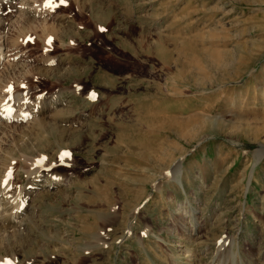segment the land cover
<instances>
[{"label": "rangeland", "instance_id": "1", "mask_svg": "<svg viewBox=\"0 0 264 264\" xmlns=\"http://www.w3.org/2000/svg\"><path fill=\"white\" fill-rule=\"evenodd\" d=\"M44 2L0 16V264H263L264 0Z\"/></svg>", "mask_w": 264, "mask_h": 264}, {"label": "bare ground", "instance_id": "2", "mask_svg": "<svg viewBox=\"0 0 264 264\" xmlns=\"http://www.w3.org/2000/svg\"><path fill=\"white\" fill-rule=\"evenodd\" d=\"M39 1L40 0H20V1H17V0H0V16H1V14H3L4 12H7V11H9L10 9H13V10H18V12L17 13H22V14H24V15H26V16H28V17H26V20L25 21H27V24H30L31 23V21L33 20L34 21V16H41V15H43V13H46L47 11L49 12L50 10H51V8H50V10H48L47 8H44L43 7V2L45 1V0H42L41 1V4L39 3ZM45 3V2H44ZM50 7V6H49ZM38 12H40L39 14H36V13H38ZM9 13V12H8ZM34 15V16H33ZM50 16V15H49ZM2 19V18H1ZM45 21V20H44ZM32 26V25H31ZM27 27V26H26ZM32 27H34V26H32ZM2 33V32H1ZM27 34V33H26ZM31 34V33H30ZM4 35H5V33H4ZM18 35H20V34H18ZM23 35V34H22ZM24 36L26 37V35H25V33H24ZM3 37V36H2ZM2 37H0V41H1V43H0V45L3 43V40H4V38H3V40H2ZM21 38V37H20ZM29 40V39H28ZM3 48V47H2ZM3 53V52H2ZM1 53V46H0V55L2 54ZM2 56V58H3V54L1 55ZM1 56H0V60H1ZM47 71V70H46ZM7 79V78H6ZM3 82V81H2ZM7 83H9V81L7 82ZM6 84H4V86H5ZM9 85V84H8ZM2 90V89H1ZM2 92V91H1ZM19 96V95H18ZM6 98V97H5ZM21 99V98H20ZM23 100V99H22ZM1 102H3L4 103V101L2 100ZM12 102V101H11ZM22 103V102H21ZM20 104V103H19ZM2 105V103H0V106ZM13 106V105H12ZM10 108V107H9ZM51 109H53V110H55L56 109V103H54L51 107H50V110ZM2 110V109H1ZM7 109H4V110H2V111H0V118H8V117H12L11 115L13 114L11 111H10V113H9V111L7 110ZM9 110H11V109H9ZM30 110V109H29ZM48 111H49V108H47V106H41L40 108H39V110H37V116H45V114H47L48 113ZM22 112V111H21ZM34 112H35V110H34ZM12 113V114H11ZM14 115V114H13ZM25 115V114H24ZM15 116H16V118H21L22 117V115L21 114H18L17 113V115H16V113H15ZM24 117H26V115L24 116ZM31 117V116H30ZM13 118H15V117H13ZM23 118V117H22ZM37 119V118H36ZM46 117H43L42 118V120L41 121H39V122H42L43 123V125H45V124H47V122H46ZM32 120V119H31ZM33 120H35V119H33ZM2 121V120H1ZM3 122V121H2ZM7 122V121H6ZM9 122V121H8ZM34 122V121H33ZM51 122V121H50ZM35 123V122H34ZM1 124V123H0ZM37 124H39V123H37ZM49 125V124H48ZM45 127V126H44ZM48 127V126H47ZM46 128V127H45ZM182 161H183V158L181 159V160H177V161H175L174 163H173V167H172V169H171V171L169 172V175L174 179V180H176V181H178L179 180V178H180V176H181V173H182ZM6 178V177H5ZM35 178L36 179H38L39 178V176H35ZM35 178H33V179H35ZM42 178V177H41ZM4 180V179H3ZM36 184H38V183H36ZM65 185V181H63L62 180V178L59 176V175H57V174H55V175H53V176H50V180H47L45 183H43V185L41 186V187H44V189L45 188H48V189H55V188H60V187H63ZM3 186V185H2ZM29 187H33L34 188V186L32 185V184H30L27 188H29ZM36 188V187H35ZM6 189H8V188H6ZM5 189V190H6ZM42 189V188H41ZM5 190H4V192H5ZM43 190V189H42ZM22 196V195H21ZM1 197H2V195H1ZM7 197V196H6ZM15 197V196H14ZM19 197V196H18ZM15 198H17V197H15ZM21 198V197H20ZM19 198V199H20ZM10 199H13V198H10ZM15 200V199H14ZM14 200H13V203L12 204H14ZM5 201V200H4ZM11 201L12 200H10V203H11ZM15 201H17V199L15 200ZM20 201L22 202V203H24L25 202V200H22V199H20ZM7 202V201H6ZM21 202H19L18 201V203H17V206H16V204H15V207H16V210L18 209V212H19V214L18 215H16L17 216V218H18V216H20V214H22L21 216H23L24 214H25V205H23ZM6 204V206H7V203H5ZM1 205V204H0ZM6 206L4 207V208H6ZM1 207V206H0ZM3 207V206H2ZM2 207H1V210H2ZM14 207V208H15ZM10 208L11 207H9V211H10ZM6 209H8V208H6ZM12 209V208H11ZM15 210V209H14ZM14 211V212H17V211ZM3 211V210H2ZM8 213H10V212H8L7 211V213L4 215V216H6V218L3 220H1L2 222H0L2 225V227L1 228H6V229H12V228H14L15 226H16V223H20V222H22L23 220H19L18 222L16 221H14L13 219H14V217H13V215H14V213L13 214H11L12 216L11 217H13V219H10L11 217L10 216H8L7 214ZM1 215H2V213H0ZM4 214V213H3ZM0 215V216H1ZM3 216V217H4ZM20 216V217H21ZM180 217V216H179ZM24 218V217H23ZM22 218V219H23ZM16 219V218H15ZM17 220V219H16ZM6 223H8L9 225H4V224ZM178 224H179V226H178V230L181 232V234L182 235H186V237H183V238H185V239H188L190 242H191V239L193 238V237H195V239H196V234L195 233H197L199 230H201L202 229V225L204 224L203 222H202V220H200V221H198V218L197 217H195V219H192V218H186V217H183V215H181V217H180V219H179V222H178ZM4 225V226H3ZM17 227V226H16ZM16 227L14 228V229H16ZM240 231H242V229H239L238 230V233H241ZM236 235H239V234H236ZM234 236V235H233ZM233 236H229L227 233H224V234H222V237L221 238H219L218 240H216V243H215V251L213 252V256H214V261L212 262V263H209V264H230V262H229V260L227 259V258H229V257H227V255H231L232 254V248H233V246H234V244H235V237H233ZM198 238V237H197ZM187 240V241H188ZM179 247H182L183 249H182V251L181 252H183V253H191V256L193 255V254H195V253H193V251H191V250H186L185 248H186V246H183V245H181V246H179ZM235 247V246H234ZM209 248H206L205 250H208ZM209 252H211V251H209ZM204 253V252H203ZM208 253V252H207ZM190 255V254H189ZM189 255H186L187 257L189 256ZM248 256V255H247ZM175 257V256H174ZM196 257V256H195ZM251 257H252V261H253V263L254 264H262L260 261L262 260V256H260V257H258V259H256L255 258V256L254 255H251ZM192 258H194V256L192 257ZM232 258V257H231ZM11 260V259H10ZM13 260H14V258H13ZM196 260V259H195ZM208 260V259H207ZM232 261H233V259H231ZM230 260V261H231ZM2 262L4 263V261H1V264H2ZM5 262H6V260H5ZM171 262H174V261H171ZM7 263V262H6ZM232 263V262H231ZM195 264V263H194ZM243 264V263H242ZM264 264V263H263Z\"/></svg>", "mask_w": 264, "mask_h": 264}, {"label": "snow or ice", "instance_id": "3", "mask_svg": "<svg viewBox=\"0 0 264 264\" xmlns=\"http://www.w3.org/2000/svg\"><path fill=\"white\" fill-rule=\"evenodd\" d=\"M65 155H67V154H65Z\"/></svg>", "mask_w": 264, "mask_h": 264}]
</instances>
